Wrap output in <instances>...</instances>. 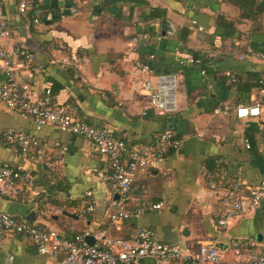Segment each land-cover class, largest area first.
Returning a JSON list of instances; mask_svg holds the SVG:
<instances>
[{
    "label": "crops",
    "instance_id": "1",
    "mask_svg": "<svg viewBox=\"0 0 264 264\" xmlns=\"http://www.w3.org/2000/svg\"><path fill=\"white\" fill-rule=\"evenodd\" d=\"M20 1L27 3L25 14L18 12ZM0 2L10 28L2 46L8 52L20 50L17 70L32 94L50 90L57 103L73 109L75 118L125 135L129 146L148 144L163 132L183 142L179 150L140 172L131 188L132 198L145 205L162 203V210L111 224L108 214L116 196L104 179L111 173L108 159L80 137L48 125L35 130L29 116L0 101V165H13L30 180L19 200L0 198V211L24 216L62 238L87 233L95 244L101 233L127 239L138 228L174 247L195 250L212 244L223 255L221 264L232 260L230 240L264 242V200L219 230L222 198L230 188L210 191L207 179L219 162L232 177L240 168L244 188L264 179V104L256 118L238 120L233 113L238 105L252 106L260 98L264 102L257 84L264 78V62L257 58L264 52V0ZM152 9L164 15L149 18ZM188 56L201 64H187ZM137 63L156 74L176 76L175 114L159 116L147 109L142 89L146 76ZM226 72L238 82H228ZM4 81L0 70V86ZM224 107L226 113L218 111ZM8 129L36 136L42 157L32 160L6 143L2 133ZM243 138L249 140V150L243 148ZM87 191L93 195L95 212L80 217ZM30 198L46 200V216L37 214ZM9 257L14 264L50 262L18 235L0 237V264Z\"/></svg>",
    "mask_w": 264,
    "mask_h": 264
},
{
    "label": "built area",
    "instance_id": "2",
    "mask_svg": "<svg viewBox=\"0 0 264 264\" xmlns=\"http://www.w3.org/2000/svg\"><path fill=\"white\" fill-rule=\"evenodd\" d=\"M27 3L20 1L18 12L25 14ZM39 20L33 19L37 24ZM9 20L1 10L0 2V70L4 75V83L0 86V101L6 108L29 116L40 130L43 126H52L62 132L80 137L91 143L96 151L105 156L110 165L111 173L104 177L109 182L116 200L110 205L108 220L111 224L129 220H138L146 214L159 213L163 204L145 205L131 197V188L137 175L145 171L154 160L162 159L172 151L182 147V140L171 132L155 135L148 144L128 145L125 135L117 136L114 132L103 128L90 126L74 117L73 109L66 104L57 103L50 92L45 90L39 95L31 92L30 86L21 80L17 70L16 58L21 55L20 50L6 51L1 41L9 35ZM145 39V36L140 37ZM28 59L27 54H23ZM251 54H247L249 56ZM264 62V52L257 55ZM240 59H242L240 57ZM187 64L200 65L201 60L188 56ZM145 74L142 89L147 96V109L153 110L159 116L173 115L177 112V78L173 74H156L148 65H135ZM201 75L205 73L202 70ZM225 77L230 83H237L234 74L226 72ZM260 92L264 94V78L259 81ZM263 99H259L252 106L238 105L233 109L236 119L244 120L256 118L260 115ZM227 108L218 109L226 113ZM145 114V113H144ZM143 114V115H144ZM3 140L16 146L21 155L32 160L42 157L39 140L36 136L22 134L15 129H8L2 133ZM242 146L250 149V143L243 138ZM210 191H218L229 185L230 193L222 198L224 213L217 220L219 230L226 229L229 220L256 210L264 200V179L254 186L244 188L241 180L240 168L234 177L229 176L221 162L216 171L207 176ZM30 186L28 176L21 174L15 166L0 165V198L17 201L25 194ZM37 214L46 216V200L29 199ZM94 199L91 192L83 194L80 217L95 212ZM18 235L28 239L37 254L48 259L47 264H142L150 260L153 264H221L223 255L212 244L200 245L192 248H179L155 240L152 232L138 228L129 238H105L99 234L98 244L90 246L85 237L87 233L78 234L71 238H62L55 231L44 229L39 223L28 221L24 216H13L0 211V237ZM232 260L229 264H264V242L255 244L249 241L233 239L229 242ZM4 264H14L9 257Z\"/></svg>",
    "mask_w": 264,
    "mask_h": 264
},
{
    "label": "trees",
    "instance_id": "3",
    "mask_svg": "<svg viewBox=\"0 0 264 264\" xmlns=\"http://www.w3.org/2000/svg\"><path fill=\"white\" fill-rule=\"evenodd\" d=\"M164 14H163V12L161 11V10H159V9H152L151 10V13H150V15H149V18H156V16H163ZM261 79V78H260ZM260 79L257 81V84L259 85V87L261 88V86H260V84H259V81H260ZM249 141V140H248ZM212 173V172H211ZM130 221V220H129Z\"/></svg>",
    "mask_w": 264,
    "mask_h": 264
},
{
    "label": "water",
    "instance_id": "4",
    "mask_svg": "<svg viewBox=\"0 0 264 264\" xmlns=\"http://www.w3.org/2000/svg\"><path fill=\"white\" fill-rule=\"evenodd\" d=\"M85 240L88 245L93 246L95 244L94 238L92 236H86Z\"/></svg>",
    "mask_w": 264,
    "mask_h": 264
}]
</instances>
